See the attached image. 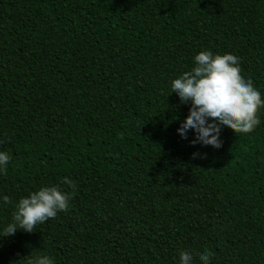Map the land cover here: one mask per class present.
<instances>
[{
  "label": "trees",
  "instance_id": "obj_1",
  "mask_svg": "<svg viewBox=\"0 0 264 264\" xmlns=\"http://www.w3.org/2000/svg\"><path fill=\"white\" fill-rule=\"evenodd\" d=\"M205 49L264 100V0H0V232L30 192L72 193L0 237V264H264V107L219 149L177 133L190 105L170 82Z\"/></svg>",
  "mask_w": 264,
  "mask_h": 264
},
{
  "label": "clouds",
  "instance_id": "obj_2",
  "mask_svg": "<svg viewBox=\"0 0 264 264\" xmlns=\"http://www.w3.org/2000/svg\"><path fill=\"white\" fill-rule=\"evenodd\" d=\"M194 66L171 80V93H175L180 104H189L188 114L177 128L182 139L188 138L192 130L194 138L191 145L200 143L219 149L221 126L235 133L247 134L260 124L258 110L264 107L261 93L250 79L241 75L240 60L230 53L213 54L202 50L194 56ZM197 154L193 153L195 158ZM10 156L0 152V174H7ZM62 183L75 190V183L65 177ZM4 203L9 202L3 196ZM72 193L62 191L58 186L40 187L19 199L15 205L12 222L0 232V237L15 235L18 230L31 233L37 224L55 219L57 214L67 211ZM201 264H210L213 255L208 249L196 254ZM180 264H193V254L181 251ZM27 264H53L48 255L29 258Z\"/></svg>",
  "mask_w": 264,
  "mask_h": 264
}]
</instances>
